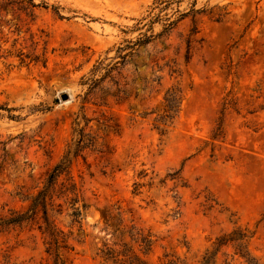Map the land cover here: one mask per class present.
Returning a JSON list of instances; mask_svg holds the SVG:
<instances>
[{
	"label": "rangeland",
	"instance_id": "1",
	"mask_svg": "<svg viewBox=\"0 0 264 264\" xmlns=\"http://www.w3.org/2000/svg\"><path fill=\"white\" fill-rule=\"evenodd\" d=\"M156 1L34 0L36 60L0 62V213L30 216L68 156L47 206L68 248L47 252L39 207L0 232V264H196L237 226L264 264V0Z\"/></svg>",
	"mask_w": 264,
	"mask_h": 264
},
{
	"label": "trees",
	"instance_id": "2",
	"mask_svg": "<svg viewBox=\"0 0 264 264\" xmlns=\"http://www.w3.org/2000/svg\"><path fill=\"white\" fill-rule=\"evenodd\" d=\"M172 0H157L154 9L163 10L171 4ZM179 3V1H175ZM47 8L46 3L36 4L34 0H0V62L7 61L9 59H15L18 61V66H29L30 62L36 60L37 57L30 55V41L35 47L37 43L34 37L30 36V17L33 18V10L37 7ZM197 11L192 10L195 14ZM185 14H181L183 17ZM154 21H149V24ZM174 25V22H170L166 25L165 30H168ZM149 38L143 41H139L141 44L148 43ZM139 43V44H140ZM11 64H8L10 67ZM164 114L155 119L157 123L155 125L156 130L161 134L165 133L166 127H168L180 110L181 98L177 89L172 88L167 90L164 96ZM83 137L82 131L80 132ZM82 139L77 143L76 149L73 152V156L82 150ZM70 165V159L68 156L64 158L54 167L49 174L46 185L40 190L35 197L31 199L30 203V216L18 215L15 212L8 211V216L0 213V232L6 231L12 226L21 225L23 222H33L39 212V207L42 212V220L44 227L39 225L38 228L42 234H46L50 241V247L47 252L54 254L55 260H59L58 250L60 248L67 249V245L60 232L49 221L47 206L53 202V191L57 178L67 171ZM71 193L74 188L71 187ZM68 190H66L67 192ZM66 192L61 194L65 196ZM3 210V209H2ZM43 228V229H42ZM252 233L247 229L237 226L227 233L216 237L211 244L210 248H207L202 254L201 258L196 264H217L218 254L225 248L231 247L233 249V255L243 260L245 264H258L257 260L251 256L248 245L252 239ZM225 257L227 254L223 253ZM57 264V263H55ZM166 264H187L184 260L179 258H173L167 261Z\"/></svg>",
	"mask_w": 264,
	"mask_h": 264
},
{
	"label": "water",
	"instance_id": "3",
	"mask_svg": "<svg viewBox=\"0 0 264 264\" xmlns=\"http://www.w3.org/2000/svg\"><path fill=\"white\" fill-rule=\"evenodd\" d=\"M68 97L65 95L63 98H62V100H66Z\"/></svg>",
	"mask_w": 264,
	"mask_h": 264
}]
</instances>
